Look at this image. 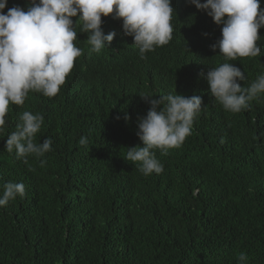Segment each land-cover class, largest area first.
<instances>
[{
	"label": "trees",
	"instance_id": "1",
	"mask_svg": "<svg viewBox=\"0 0 264 264\" xmlns=\"http://www.w3.org/2000/svg\"><path fill=\"white\" fill-rule=\"evenodd\" d=\"M14 6L27 10L30 0H7L5 14ZM172 6L171 41L145 59L122 20L102 17L104 33L116 36L99 53L77 23L83 54L57 95L30 91L23 106L9 105L0 195L8 182L23 183L25 195L0 207V264H238L241 253L264 264V93L230 112L204 79L225 62L244 72L241 87L264 74V27L260 56L225 61L211 49L222 26L188 0ZM175 91L201 97V110L181 146L155 150L163 171L145 176L124 159L127 147L143 146L137 122L150 104L140 95ZM24 111L44 118L35 142L52 140L26 162L5 150Z\"/></svg>",
	"mask_w": 264,
	"mask_h": 264
},
{
	"label": "clouds",
	"instance_id": "2",
	"mask_svg": "<svg viewBox=\"0 0 264 264\" xmlns=\"http://www.w3.org/2000/svg\"><path fill=\"white\" fill-rule=\"evenodd\" d=\"M188 3L222 26L221 38L211 49L214 52L219 49L225 61L261 55L257 46L259 29L264 27L260 0H204L203 3L188 0ZM6 5L7 0H0V132L4 131L10 104L23 106L30 91L49 98L60 91L75 58L83 54L74 44L78 38L77 23L80 33L88 34L86 42L95 53L111 44L116 36L114 30L105 34L102 29V17L109 15L122 20V30L133 38L141 59L172 39L171 20L175 11L172 0H30L27 10L14 6L5 14ZM246 78L239 67L227 62L210 68L204 75L211 95L230 112L247 109L252 100L264 93V74L258 75L248 87H241L238 80ZM140 96L150 104L146 116L138 117L137 122L136 135L143 146L127 147L124 159L135 164L145 176L160 174L163 164L156 158L155 150L166 152L181 146L191 133L202 99L176 91L159 98ZM20 114L16 130L7 136L5 150L15 151L16 158L25 162L30 155L44 157L52 150L51 138L35 142L44 123L43 116L29 111ZM123 119L128 121L130 116L125 113ZM79 144L86 147L87 137L82 136ZM40 163L44 166L46 161ZM24 195L23 183L8 182L0 195V207ZM247 260L241 253L238 264H246Z\"/></svg>",
	"mask_w": 264,
	"mask_h": 264
}]
</instances>
